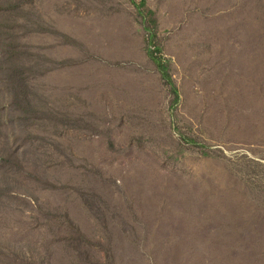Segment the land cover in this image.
Returning <instances> with one entry per match:
<instances>
[{
    "label": "rangeland",
    "instance_id": "374dc122",
    "mask_svg": "<svg viewBox=\"0 0 264 264\" xmlns=\"http://www.w3.org/2000/svg\"><path fill=\"white\" fill-rule=\"evenodd\" d=\"M141 9L0 0L3 264H264V0Z\"/></svg>",
    "mask_w": 264,
    "mask_h": 264
},
{
    "label": "trees",
    "instance_id": "16d2710c",
    "mask_svg": "<svg viewBox=\"0 0 264 264\" xmlns=\"http://www.w3.org/2000/svg\"><path fill=\"white\" fill-rule=\"evenodd\" d=\"M131 1L135 5V7L138 9V11L142 15V17L144 19L147 18V16L143 13V10L141 9L145 5V0H140L139 3H136V0H131ZM146 22L148 23V25H146V27H145V30L148 33V36H147L148 54L152 58V60L155 62L157 68L159 69V73L161 74L162 79L165 81L166 84H168L170 86V89L174 95L173 100H172V106L174 107V105L177 104V101L179 98L178 90L172 81V77L169 73L167 63L159 55L160 49L158 48L157 45L154 44L155 34L153 33L152 27L149 26V22L147 20H146ZM150 23L154 24L155 22L152 19ZM181 139L184 140L185 142L194 143L193 140L182 137V136H181ZM77 231H78V236L80 238H83V237L86 238L82 232H80L78 229H77ZM68 247L73 252V257L78 256V254H81V253L84 255L83 259H81V263L88 264V262L91 261L88 258V256H89L87 254L88 252L86 253L84 248H82L83 246H80L79 243H73L72 241H68ZM86 248L87 249L89 248L88 245ZM103 251H104V255H103L104 259L107 260L109 258L108 251L105 248L103 249ZM28 257L22 258L19 256H15V257H13L14 259L12 260L11 263L5 262L4 264H36L35 263L36 261L32 260L31 256H28ZM98 259L101 260L100 258H98ZM105 263L106 262H102L101 264H105ZM0 264H3V261H0Z\"/></svg>",
    "mask_w": 264,
    "mask_h": 264
},
{
    "label": "crops",
    "instance_id": "0c3cea01",
    "mask_svg": "<svg viewBox=\"0 0 264 264\" xmlns=\"http://www.w3.org/2000/svg\"><path fill=\"white\" fill-rule=\"evenodd\" d=\"M229 55H230V54H229ZM160 75H161V74H159V76H158L159 78H160ZM161 78H162V77H161Z\"/></svg>",
    "mask_w": 264,
    "mask_h": 264
}]
</instances>
